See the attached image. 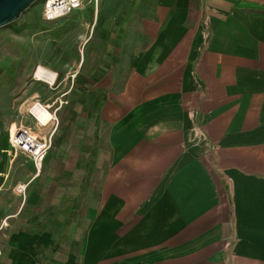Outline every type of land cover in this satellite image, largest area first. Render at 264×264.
Returning a JSON list of instances; mask_svg holds the SVG:
<instances>
[{"label":"crops","instance_id":"0c3cea01","mask_svg":"<svg viewBox=\"0 0 264 264\" xmlns=\"http://www.w3.org/2000/svg\"><path fill=\"white\" fill-rule=\"evenodd\" d=\"M152 2L91 54L108 69L90 99L102 216L80 252L53 254L46 230L0 237V264H264V0Z\"/></svg>","mask_w":264,"mask_h":264},{"label":"rangeland","instance_id":"374dc122","mask_svg":"<svg viewBox=\"0 0 264 264\" xmlns=\"http://www.w3.org/2000/svg\"><path fill=\"white\" fill-rule=\"evenodd\" d=\"M44 1L39 0L14 24L15 29L29 27L20 34L0 28V172L8 176L0 190V221L8 217L0 237L37 231L44 236L41 232L46 230L56 240L62 238L68 253H75L81 251L90 227L103 214L101 168L96 166V180L85 177L96 118L90 100L97 86L94 79L105 76L108 69L94 70L91 54L100 47L108 50L117 37L123 40L132 34L129 31L135 29L136 20L150 13L154 0H98L50 23L42 18ZM58 31L60 35L54 38ZM39 67L56 73L53 85L35 78ZM35 104L51 112L61 109L53 126L38 127L29 114ZM13 124L30 127L40 136L54 133L51 162L44 160L34 179L30 159L9 147ZM65 170L66 179L61 175ZM21 184L26 188L23 193L18 192ZM59 193L62 203L45 207ZM34 194L40 196L37 205L26 202L19 208L21 200Z\"/></svg>","mask_w":264,"mask_h":264},{"label":"built area","instance_id":"2783aa9c","mask_svg":"<svg viewBox=\"0 0 264 264\" xmlns=\"http://www.w3.org/2000/svg\"><path fill=\"white\" fill-rule=\"evenodd\" d=\"M92 2L98 3V0H45L42 18L48 23L55 22L70 16L75 11L84 8ZM36 105L40 104H35L29 111V114L37 122L39 128H45L32 111ZM45 108L50 111L48 107ZM59 109L53 112L50 111L54 116L51 122L58 120L56 113ZM52 136L51 133L40 136L32 128L20 125L16 126L14 131L12 128L10 129L9 146L14 152L26 155L32 161L36 173L40 174L43 169L44 160L49 155L53 146ZM25 190L26 188L23 192Z\"/></svg>","mask_w":264,"mask_h":264},{"label":"water","instance_id":"95a60500","mask_svg":"<svg viewBox=\"0 0 264 264\" xmlns=\"http://www.w3.org/2000/svg\"><path fill=\"white\" fill-rule=\"evenodd\" d=\"M39 0H0V28L8 27L20 20Z\"/></svg>","mask_w":264,"mask_h":264},{"label":"bare ground","instance_id":"6f19581e","mask_svg":"<svg viewBox=\"0 0 264 264\" xmlns=\"http://www.w3.org/2000/svg\"><path fill=\"white\" fill-rule=\"evenodd\" d=\"M35 78L38 81L53 85L54 82L56 81V73L51 70L45 69L43 67H39L38 70L36 71ZM32 111L44 127L49 126L52 119L54 118L53 114L42 105H36ZM15 127L16 125L13 124L12 125L13 131ZM24 189H25V185H21L18 189V192L22 193Z\"/></svg>","mask_w":264,"mask_h":264},{"label":"trees","instance_id":"16d2710c","mask_svg":"<svg viewBox=\"0 0 264 264\" xmlns=\"http://www.w3.org/2000/svg\"><path fill=\"white\" fill-rule=\"evenodd\" d=\"M9 28H11V29H13V31H14V33L15 34H20L21 32H23V30H25V29H28L29 27H27V26H24V27H20V28H16L15 29V27H14V24L13 25H10V26H8ZM60 35V33H59V31L58 32H55V37L54 38H57V36H59ZM97 131H98V122L96 123V129H95V136H96V133H97ZM94 137L92 138V141L94 142ZM53 147V146H52ZM96 157V151H95V149L94 148H92L91 149V155H90V157H89V159H88V164H87V174H86V179L88 180L89 179V170H90V165H89V163H90V161L92 160V159H94ZM76 206H77V203L75 202V205H74V207L76 208ZM71 217H72V215H71ZM42 226V223L40 224V227ZM62 238H60L59 240H56L55 241V246L53 247V254H56L57 252H58V250L61 248V246H62Z\"/></svg>","mask_w":264,"mask_h":264}]
</instances>
